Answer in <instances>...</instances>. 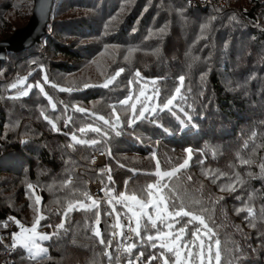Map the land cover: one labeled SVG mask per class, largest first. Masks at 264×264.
Listing matches in <instances>:
<instances>
[{
    "label": "trees",
    "instance_id": "1",
    "mask_svg": "<svg viewBox=\"0 0 264 264\" xmlns=\"http://www.w3.org/2000/svg\"><path fill=\"white\" fill-rule=\"evenodd\" d=\"M32 8L33 0H0V41L27 24ZM206 23L209 28L202 33L201 26ZM165 25L168 28L163 38L149 35ZM130 49L136 51L130 55ZM156 49L158 55L154 54ZM25 63L42 67L58 87L74 89L61 92L46 85L45 92L57 102L55 111L35 87L27 97L9 99L17 90L9 91L8 85L21 78L16 70L24 69ZM120 68L124 72L109 88L84 87L102 84ZM137 71L140 78L135 76ZM181 75L185 77L186 99L178 103L184 113L176 108L158 112L156 124L143 120L128 128L127 116L121 112L125 121L121 136L110 133L106 138L89 132L84 138L102 143L92 147L76 145L75 150L66 147L72 142V132L80 135L79 127L89 123L103 127L102 121L75 112L73 105L108 118L112 111L109 105H117L119 111L120 100L132 95L130 103H134L145 86L150 87L146 93H153L156 87L163 90L159 98L162 104L174 93ZM156 79L159 84L154 85L152 81ZM65 105L69 106L67 115ZM42 109L53 119L61 117L56 121L59 131L43 119ZM186 114L191 116L190 122ZM67 116L74 122L65 127ZM186 148L193 150L190 166L168 183L181 185L177 194L185 203L199 199L208 209L205 216L211 215L215 221L210 227L221 242V264L241 256L234 251L237 245L242 258L235 264H264V220L259 219L264 210V177L259 175V165L264 162V0H225L224 5L199 8L190 7L184 0H53L49 22L39 42L21 52L7 53L0 62L1 232L5 224L14 222L9 218L30 227L36 215L34 208L39 207L47 218L41 221L38 231L52 233L70 198L90 204L82 195L88 192V184L108 183L92 161L98 152L104 153L105 165L111 168L114 183L108 187L118 196L126 191L125 181L128 189H136L158 179L145 174L155 172L156 162L151 159L154 151L162 170H171L187 158ZM109 150L111 156L107 154ZM241 159L252 163L242 164ZM205 170L227 175L213 183L203 174ZM236 174L245 183L237 184L234 192L221 191L220 186L235 181ZM188 176L192 177L190 181ZM70 178L73 183L66 184ZM29 184L33 189L28 188ZM250 195L255 198L249 200ZM36 196L41 197L39 205L35 204ZM221 196L223 200L218 204L209 200ZM246 204L253 208L256 227L251 226L252 218L246 219V211H236ZM104 206L100 203V229L107 240L111 238L108 232L117 229L108 227L114 224V215L105 216ZM108 209L112 212L111 206ZM116 211L122 213L123 206L116 205ZM187 219L176 224L175 229L183 227ZM94 221V212L71 213L70 222L65 223L68 232L61 230L59 238L44 241L47 258L33 264H116L115 253L120 251L115 249L116 241L108 248L112 256L109 260L103 255L105 245H100L92 234ZM85 222L88 229L84 228ZM193 228L189 226L185 239H192ZM148 233L156 231L149 225L141 236ZM1 238L2 235L0 264H30L22 260L26 255L22 249L7 256ZM136 241L132 233L131 242ZM158 250L161 251L158 247L152 249L145 240L133 250L132 258L142 251L145 255L140 264H147L153 254L157 259L151 264H158ZM120 257V263L126 264L129 257L123 252Z\"/></svg>",
    "mask_w": 264,
    "mask_h": 264
},
{
    "label": "snow or ice",
    "instance_id": "2",
    "mask_svg": "<svg viewBox=\"0 0 264 264\" xmlns=\"http://www.w3.org/2000/svg\"><path fill=\"white\" fill-rule=\"evenodd\" d=\"M115 19V18H114ZM235 19V16L232 17ZM168 26L160 28L157 32H150V36H159L163 38L164 35L167 34ZM209 28V24H204L201 26L202 33ZM201 38H204L203 36ZM136 49H130L129 54L131 55L135 52ZM154 54H159V49L155 50ZM125 59H129V56H126ZM124 72V68H120L115 72L114 75L107 77L105 81L100 85H92L85 84L84 87H94L99 86L105 89L109 88L117 78ZM31 75V74H29ZM206 73L202 75L201 79L204 80L206 78ZM137 78L141 77V73L137 71L135 73ZM27 77L25 78H17L16 82L8 85L9 91L15 89L16 94L9 97V99H20L22 97L29 96L33 87L38 88L40 93L44 95V97L48 100V104L51 106L52 111H55L57 108V102L53 100V98L45 92L43 85L38 81L35 85L31 83H27ZM185 77L183 75L178 77V86L175 88L174 93L166 100L164 103H159V98L161 92L163 91L161 88L156 87L153 89V96H147L143 91H141L139 96L135 97L136 102L130 103L133 99L132 95H129L127 98L120 100L119 103V111L117 105H109L112 109L110 117L106 118L103 115H98L95 112H89L83 107L73 105L72 109L78 113H84L88 116L92 117L94 121H102L103 127L96 126L94 123H89L84 126H81L77 129L79 132V136L77 132L74 131L71 133V143H69L66 147L75 150L76 145L81 146H95L97 144L102 143L101 140L98 139H86L84 137L87 136L89 132L96 133L98 136L109 137L110 133H114L115 137H119L123 134V126L125 121L122 118L121 112L127 116L126 124L128 128H132L138 122L143 120H150L151 123L156 124V115L158 112L169 111L171 112L173 108L178 109L179 112L184 113L185 109L183 106L178 103V101L185 100L186 97L183 95ZM137 81H129V84L138 83ZM152 83L159 84V79L153 80ZM43 84H50L51 87L57 88L58 91L61 92H71L74 89L72 88H64L58 87L55 83H52L48 76L45 74L43 76ZM26 85V86H25ZM141 97H144V100H141ZM155 99L157 103L155 105L152 104V100ZM147 101V102H145ZM63 103V102H60ZM68 105L64 106L65 115L68 112ZM130 107V114H129ZM40 115L44 120L51 125L54 131H59L60 129L57 127L56 121L61 119L60 116H56L55 119L46 114L45 110H41ZM186 120L188 122L191 121V116L186 114ZM73 118L71 116H67L64 119V126L67 127L70 123H73ZM183 123V121H182ZM256 133H253V137H255ZM27 141H22V143H26ZM247 147V144L245 145ZM188 155L187 158L183 160V163H180L178 167H173L171 170H162L161 161L157 158L155 151L152 153L151 159L156 162L155 172H147L146 175H154L158 179L154 183H148L144 187H139L136 189H128V181H125V192H120L118 196L114 195V189L108 187L113 182L111 176V168H104L99 170V175L107 176V184L101 188V191L104 193V197L107 198L108 204L112 207V212H105V216H110L113 213L116 215V223L112 225H108L109 228L119 229V231H111L108 232V235L111 237L109 239H105V233L101 231L100 225L101 215L99 211L100 200L94 199L93 196L84 191L82 195L86 198V200L91 201V203H86L84 200H73L69 199L66 209L64 210V214L61 218V222L55 226V230L52 233H41L38 229L41 227V221L45 220L47 217L43 215L40 211L39 207H35L34 211L36 213L34 220L30 227H26L19 220H15L14 218H9L14 220V222L19 226V231L12 234V244L11 248L22 249L25 251L26 255L22 257V260L26 259L33 264V262H38L41 259L47 258L48 248L43 246L44 241H49L53 238H59L61 236V230H63L64 234L68 232V229L65 227V223L70 222V215L73 212L83 211L85 213L94 212L95 221L94 227L91 228L93 236L98 240L100 245H105V251L103 255L108 257L109 260L112 259L111 254L108 251V248H111L113 242L116 241L118 249L126 254L129 259L127 264H138L141 259L144 257V252H139L134 258H132L133 250L136 249L139 245L143 244L146 240L149 246L153 249L159 247L163 251L159 254V259L163 261V264H221L222 254L220 250V240L215 239L217 233L210 227V223L214 224L215 221L212 220L211 215L205 216L208 209L202 206V201L197 199L195 201H189L185 203L184 198L180 197L177 194V189L181 187L179 183L171 185L168 181H171L174 177H177L178 174L187 169L190 166V161L192 159L193 150L191 148H186L184 150ZM103 154V153H102ZM109 156H111V151L107 152ZM94 162V161H93ZM168 161H165L167 163ZM203 163V161H201ZM242 164H251L252 161L250 159H241ZM123 167V165H121ZM260 173L261 177H264V162L260 165ZM205 177L212 178V182L215 183L217 179L222 176L227 175L226 173L220 172L218 175L215 171L205 170ZM249 177H252V173L248 174ZM187 179L190 181L192 179L191 176H188ZM73 181L71 178L66 182V184H72ZM103 183V181H102ZM245 183L244 179L240 177L239 174H236L235 181L228 183L226 185H221V191H236V185H243ZM29 189H33V185H28ZM79 189H74V192H79ZM254 195L249 196V200L254 199ZM239 199V197H237ZM209 200L213 205L218 204L220 200H223V197H219L215 200H212L209 197ZM41 201L40 196L35 197V204L39 205ZM115 201V203H113ZM201 205L199 209L194 208L192 205ZM116 205L123 206L126 211L124 213H120L116 211ZM32 205H30L31 207ZM151 209V212L148 209ZM237 213L247 212L246 219L252 218L253 222L251 223L252 227H256V223L254 222L256 217L253 211V208L248 206L247 204L243 208H239L236 210ZM130 213V215H129ZM123 215L130 222L135 221V227L127 226L128 231L133 233L137 238L136 242L132 241V236L125 234V225L120 222V217ZM184 218H188L184 223L183 227L178 229L175 228L176 224L181 223ZM87 220L88 217L86 216ZM145 219L147 223H144ZM259 219L264 220V210H262L261 216ZM105 223H107L105 221ZM149 225L151 229L156 231V235L153 236L148 234L144 237L141 236V232L148 231ZM194 226L191 231L192 239H185L188 235L189 226ZM8 225L5 224L4 227ZM51 227V225H49ZM84 228L88 229V223H84ZM163 228H167V231L162 230ZM107 231V229H106ZM117 237H120L117 240ZM156 242H153V241ZM236 253H241V256H234L232 261H229L228 264H235L236 260L242 258V252L240 247H237L234 250ZM168 254H171L169 256ZM156 255H150L148 257V264H151L152 261L156 260ZM116 264H120L121 257L117 255L115 257Z\"/></svg>",
    "mask_w": 264,
    "mask_h": 264
},
{
    "label": "water",
    "instance_id": "3",
    "mask_svg": "<svg viewBox=\"0 0 264 264\" xmlns=\"http://www.w3.org/2000/svg\"><path fill=\"white\" fill-rule=\"evenodd\" d=\"M52 4L53 0H33L32 13L27 24L0 41V62L6 59L7 53L21 52L39 42L45 34Z\"/></svg>",
    "mask_w": 264,
    "mask_h": 264
},
{
    "label": "built area",
    "instance_id": "4",
    "mask_svg": "<svg viewBox=\"0 0 264 264\" xmlns=\"http://www.w3.org/2000/svg\"><path fill=\"white\" fill-rule=\"evenodd\" d=\"M190 7L192 8H198L199 6L202 5H206L208 3L211 2V0H184ZM92 161H94V165L99 167L100 169H104V168H108L105 165L106 162V158L104 153L102 154V152H98L96 153L93 157H92ZM99 169V170H100ZM107 179V176L104 175ZM105 184L100 183L98 181L96 182H91L88 184V192L93 196L94 199H98L100 200V203H105V206L103 207L102 211L105 212H109L108 206H110L107 202V198L104 197V193L101 191V188L104 187ZM115 201H113L114 203ZM109 221H112V219L110 218ZM121 223L124 224L125 227V234L132 236V233L128 231L127 226H131L134 227V223L131 221H129L127 218H122ZM7 227H4V230L1 232L0 231V235H2L1 238V242L2 244L5 246L6 248V255L7 256H12L15 253V250H13L11 248V244H12V234L15 232H18L19 226L15 223V222H11L9 224H7ZM131 242V241H129ZM117 255H121V252L117 251L115 253V256Z\"/></svg>",
    "mask_w": 264,
    "mask_h": 264
},
{
    "label": "rangeland",
    "instance_id": "5",
    "mask_svg": "<svg viewBox=\"0 0 264 264\" xmlns=\"http://www.w3.org/2000/svg\"><path fill=\"white\" fill-rule=\"evenodd\" d=\"M224 3H225V0H224V2H219V1L211 0L210 3H208L206 5L199 6V7H206L209 4H216V5L219 6V5H224ZM16 74H18L21 78L27 77L26 84L27 83H31V84L35 85L36 82L39 81L43 85L44 89L46 88V85L43 84V76L45 75V73H44V70H43L42 67L36 68L34 64H27V63H25L24 69H22V70H16ZM29 74H31V75H29ZM144 89L145 90H140L138 92V95L137 96L140 95L141 91H143L147 96H153V93H146V92L150 91V87L149 86H145ZM135 102H136V100H135ZM145 102H147V101H145ZM151 102H152L153 105H155L157 103L155 99H153ZM90 203H91V201H90ZM125 211H126V209L123 207V212L122 213H124ZM148 211L151 212V209L149 208ZM113 215H114V224H115L116 223V215H115V213H113ZM129 215H130V213H129ZM122 218H124L123 215H121V217H120V222H121ZM132 222L134 223V227H135V221L133 220ZM162 230L167 231L168 229L167 228H163ZM117 231H119V229H117ZM173 231H175V228L173 229ZM148 234H150V233H148ZM148 234H146V235H148ZM151 235L155 236L156 233L155 234H151ZM153 242H156V241L154 240ZM115 249H118V246H115ZM160 250L163 251L162 249H160ZM161 251L158 250V254ZM140 263H143V259H141V261L138 262V264H140ZM158 264H163V261L162 260H159V263ZM213 264H214V262H213Z\"/></svg>",
    "mask_w": 264,
    "mask_h": 264
}]
</instances>
